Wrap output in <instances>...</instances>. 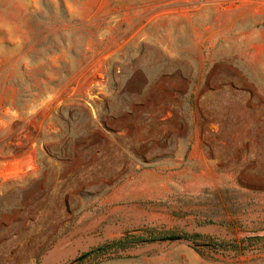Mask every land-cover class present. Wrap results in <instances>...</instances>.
Masks as SVG:
<instances>
[{"label": "rangeland", "instance_id": "obj_1", "mask_svg": "<svg viewBox=\"0 0 264 264\" xmlns=\"http://www.w3.org/2000/svg\"><path fill=\"white\" fill-rule=\"evenodd\" d=\"M0 264H264V0H0Z\"/></svg>", "mask_w": 264, "mask_h": 264}, {"label": "trees", "instance_id": "obj_2", "mask_svg": "<svg viewBox=\"0 0 264 264\" xmlns=\"http://www.w3.org/2000/svg\"><path fill=\"white\" fill-rule=\"evenodd\" d=\"M195 236H198V235H194V237H188V236H177V237L178 238H184V239H194V238H196ZM135 238H137V239H135ZM170 238H173V237H171V236L159 237V239H162V240L170 239ZM157 239L158 238L152 237V238H149L147 240L155 241ZM140 240L141 239H138V237H134L132 235H124V236H122L120 238H117V239H115L113 241H110L107 244H104V245H102L100 247H97V248H95L93 250H90L89 252H87L84 255H82L83 256L82 258L87 257V256H91V255H95L97 253H100V252H102V251H104L106 249H110V248H126V246H128L129 244L138 242ZM261 240H262V238H252V239H250V241H254V242H259ZM230 250H234V251L240 250V251H242V247L241 248L240 247L236 248V246H234V247L230 248Z\"/></svg>", "mask_w": 264, "mask_h": 264}, {"label": "crops", "instance_id": "obj_3", "mask_svg": "<svg viewBox=\"0 0 264 264\" xmlns=\"http://www.w3.org/2000/svg\"><path fill=\"white\" fill-rule=\"evenodd\" d=\"M173 10L174 9H169V10H167V12H170V13H167V20H169V22L171 21V20H174L176 23H178L181 19L177 16V15H174L173 13H171V12H173ZM179 12V11H178ZM169 14L171 15V16H169ZM184 19H186V20H188V24L189 25H191V26H197V24L199 23L197 20V18H195V19H197V20H195L194 21V19L192 18V19H190V18H184ZM197 21V22H196ZM174 22V23H175ZM194 31H196V30H194Z\"/></svg>", "mask_w": 264, "mask_h": 264}, {"label": "water", "instance_id": "obj_4", "mask_svg": "<svg viewBox=\"0 0 264 264\" xmlns=\"http://www.w3.org/2000/svg\"><path fill=\"white\" fill-rule=\"evenodd\" d=\"M82 257H83V256H80V257H78V258H77V260H80V259H82Z\"/></svg>", "mask_w": 264, "mask_h": 264}]
</instances>
